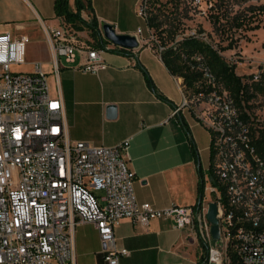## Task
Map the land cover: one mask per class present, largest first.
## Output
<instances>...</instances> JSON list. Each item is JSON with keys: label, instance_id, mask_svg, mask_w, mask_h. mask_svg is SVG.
Returning a JSON list of instances; mask_svg holds the SVG:
<instances>
[{"label": "built area", "instance_id": "obj_1", "mask_svg": "<svg viewBox=\"0 0 264 264\" xmlns=\"http://www.w3.org/2000/svg\"><path fill=\"white\" fill-rule=\"evenodd\" d=\"M137 13L146 22L145 0ZM40 26L57 77L61 58L86 72L107 67V49L81 38L70 23L61 19L56 27ZM134 35L140 45L147 42L142 28ZM27 45L26 34L0 31V264H76L74 232L80 222L95 225L104 261L119 264L129 254L115 243V227L124 218L142 226L153 219L173 220L178 227L193 223L208 264H264V159L226 91L189 99L180 77L182 104L197 103V116L210 136L204 192L209 190L217 204L220 237L213 241L205 195L199 210L194 205L157 208L137 200L128 166L130 138L104 146L69 137L63 99L52 91L43 63L32 61L31 71L13 69L26 63ZM193 61L212 82L202 56ZM260 67L264 64L253 80Z\"/></svg>", "mask_w": 264, "mask_h": 264}, {"label": "crops", "instance_id": "obj_2", "mask_svg": "<svg viewBox=\"0 0 264 264\" xmlns=\"http://www.w3.org/2000/svg\"><path fill=\"white\" fill-rule=\"evenodd\" d=\"M89 1L92 7L84 8L81 17L86 21L95 17L100 29L103 23H110L119 33L135 34L143 23L148 31L137 13L140 0ZM21 6L33 14L39 26L42 22L52 28L61 22L54 0H24ZM69 7L75 11L74 0H69ZM19 28L16 25L12 32L18 34ZM40 31L42 38L36 43L50 55L41 26ZM80 35L94 41L88 29L80 30ZM101 36V47L107 49L103 54L107 67L97 73L86 72L63 59L58 87H51L63 99L69 137L104 146L130 138L128 166L134 173L137 200L157 208L194 205L200 171L206 174L210 164V136L196 108L182 104V79L168 71L153 41L121 53L112 51L114 45ZM139 64L171 103L160 99L147 85ZM110 105L115 106L114 117L108 116ZM115 243L129 250L127 256L119 258V264H198L202 252L196 226L178 227L169 219H153L142 226L124 218L115 227ZM103 249L93 223L76 225V264H107Z\"/></svg>", "mask_w": 264, "mask_h": 264}, {"label": "trees", "instance_id": "obj_3", "mask_svg": "<svg viewBox=\"0 0 264 264\" xmlns=\"http://www.w3.org/2000/svg\"><path fill=\"white\" fill-rule=\"evenodd\" d=\"M147 6L146 25L156 36L153 47H158V52L168 71L183 79L189 99L199 93L208 95L212 90L226 91L233 99L239 109L241 118L248 123L253 143L257 153L264 159V124L259 120H254L250 111L251 101L258 95L264 98V68L259 69L258 80H253V74L248 76L239 75L235 71L236 64L230 63L221 53L224 50L232 49L237 41L242 37V33L254 31L261 27L264 21V1L256 5H250L244 10L232 12L227 0H204L207 8L206 16L211 23L213 30L219 33L222 41H226L225 46L213 43L209 40L208 34L203 28H199L193 33H184L180 30L181 19L187 12L183 13L182 0H145ZM75 11L69 7V0H54V10L56 16L70 23L76 29H88L94 44L98 47L104 45L101 29L95 17L86 21L81 17L84 8L91 9V3L86 4L82 0H74ZM208 37V38H207ZM109 42L107 39H105ZM159 46L163 50L159 51ZM112 51L129 53L131 50L114 46ZM195 55L202 56V62L213 75V81L208 82L202 76L201 71L194 63ZM145 74L147 85L162 100L171 101L162 94L155 86L147 70L139 64ZM246 77V78H245ZM211 156V155H210ZM210 174V169L208 171ZM205 173L200 171L198 184V199L194 204L196 209H200L204 199ZM201 243V242H200ZM201 255L198 264H208L206 247L201 243Z\"/></svg>", "mask_w": 264, "mask_h": 264}, {"label": "rangeland", "instance_id": "obj_4", "mask_svg": "<svg viewBox=\"0 0 264 264\" xmlns=\"http://www.w3.org/2000/svg\"><path fill=\"white\" fill-rule=\"evenodd\" d=\"M21 1L24 0H0V31H15L16 25L21 26L18 34L24 33L28 36V45L26 53V63L13 66L17 71H31V62L38 60L44 64L45 69L49 70V82L51 87L56 89L58 87V78L56 73L51 70V64L48 65L50 55L42 45L37 44V40L41 39L40 26L37 20L33 18V15L25 7L21 6ZM197 0H182L183 13L187 12L185 17L181 19L180 30L184 33H191L197 31L199 28H203L208 34V39L213 43H218L221 46L227 44L226 41H222V37L219 33L213 30L211 23L209 22L206 13L207 8L210 5H206ZM264 0H227V4L230 5V10L235 12L237 10H244L250 5H256L262 3ZM141 27L147 41L156 40L155 35H150L145 30V25L142 23ZM237 44L232 49H227L221 53L230 63L236 64L235 71L239 75L248 76L253 74L257 70V67L264 64V21L261 27L254 31H247L241 34ZM60 63L64 64L63 58L60 59ZM50 67V68H49ZM246 78V77H245ZM190 107L194 108L197 103L190 101ZM252 108L250 109L254 120H259L260 124H264V98L258 95L251 101ZM205 200L212 201L213 197L209 190H205ZM210 197V198H209ZM206 200V201H207Z\"/></svg>", "mask_w": 264, "mask_h": 264}, {"label": "water", "instance_id": "obj_5", "mask_svg": "<svg viewBox=\"0 0 264 264\" xmlns=\"http://www.w3.org/2000/svg\"><path fill=\"white\" fill-rule=\"evenodd\" d=\"M102 35L111 42L114 46L120 48L134 50L137 49L140 44L136 39L134 34L129 33H119L115 30L114 26L110 23H103L101 27ZM110 112L108 113L109 117H114L116 114L115 106H109ZM206 218L210 223V232L213 238V241H217L220 237L219 223L217 216V204L214 201L209 202ZM211 264H216L212 262Z\"/></svg>", "mask_w": 264, "mask_h": 264}]
</instances>
